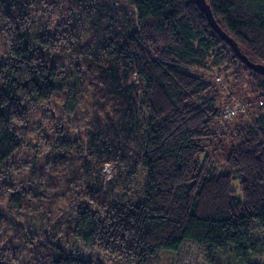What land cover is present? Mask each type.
<instances>
[{"label": "trees", "instance_id": "16d2710c", "mask_svg": "<svg viewBox=\"0 0 264 264\" xmlns=\"http://www.w3.org/2000/svg\"><path fill=\"white\" fill-rule=\"evenodd\" d=\"M206 2L242 53L264 66V0ZM0 41L1 177L36 134H67L58 125L73 118L88 126L64 144L74 150L73 176L61 181L74 185L72 212H57L54 232L32 234L37 218L19 226L0 207L4 251L27 264H146L186 241L204 249L207 264L227 253L254 264L264 254L253 236H264V76L196 0H0ZM77 60L92 66V88H83ZM106 164L116 169L110 181ZM137 167L140 199L125 188ZM1 185L8 196L10 185ZM78 243L104 261L80 257Z\"/></svg>", "mask_w": 264, "mask_h": 264}, {"label": "rangeland", "instance_id": "374dc122", "mask_svg": "<svg viewBox=\"0 0 264 264\" xmlns=\"http://www.w3.org/2000/svg\"><path fill=\"white\" fill-rule=\"evenodd\" d=\"M4 49V45L0 41V52H2ZM76 63L80 65L83 71L82 76L84 80L82 79V84L87 83V85L83 88H92L91 81L87 80L93 71L92 66L84 65V63L80 62L79 60H77V62L74 61V64ZM209 74L211 76L217 75L215 72H209ZM219 82L223 87V81L220 79ZM229 93V91L227 93L225 92L226 95ZM231 101H234V98H232ZM87 103V99L80 101L78 108L76 107L73 114L71 113L72 116L75 112L82 113L85 110ZM240 108L244 111L249 108V105H241ZM40 114L41 112L34 114L32 120L34 128L40 122ZM58 127L67 128L69 131L67 134L64 132L56 133L55 135H46L44 133L36 134L34 138L29 139V145L25 147V149L14 154L8 160V162L4 163L2 170L4 172H8L7 175L1 177L0 174V182L7 181V183L10 185L8 187V196L3 193V185H1L0 188V207L2 211L4 212L5 216L11 219L13 217L17 218L16 220L19 221L17 223L19 226L22 225L29 227L32 224V222H30L32 216H34L35 219L37 218L38 230H32V234L42 232L43 229L44 232L48 231V228H51V232H54V229H57L59 225L57 218L61 216L60 214L64 213L67 217V215L72 212V210L69 209L70 204L68 199L75 200L76 198L73 190L74 185L72 182H61L65 180L69 181L73 176L70 166L73 163L74 150L66 149L64 144L66 142L65 140L75 142V136L79 135V133L82 135L83 139L84 136L81 130H87L88 126L84 125L83 121L73 118L69 123H61L58 125ZM227 152L228 147L215 152L216 155L218 154V156L213 159L212 165L215 166L216 163L221 160L220 157L224 158ZM125 169V166H121L120 172L123 173ZM115 171L116 169H113L109 174H107V176H105V179L110 181L113 175L116 173ZM135 173V181H131L125 186V188L129 192L132 190L134 193L133 198H135L136 195V199H140L143 197L142 186L145 181V173L140 167L136 168ZM43 174L45 176L41 178V175ZM119 180L122 181L123 176H120ZM237 186L238 184L235 182L233 187L237 188ZM68 187L71 188L69 192L67 191ZM31 190H33L36 195L34 201L29 195ZM24 191H28L26 197H22V193ZM79 200H87V197H81ZM61 205V210H58L60 209ZM33 207L38 208V211L30 212V209ZM58 211H60V214H57ZM6 219L8 222L9 219ZM1 225L0 254H2L3 257L0 258V261L3 264H17L19 262H22V264H27V261L30 259H27L26 256L23 260V257H15L12 255V253L4 251V247L1 242L2 238L8 237V231L6 230V223ZM253 236L256 241L264 242V236L261 232L255 231ZM78 247L80 250V257L84 258L85 260L90 262L94 261L95 259H99L102 262L104 261V259L100 257L99 254L89 251V249L85 248L81 243H78ZM156 258L157 260H151L146 264H207L205 261L204 249L191 241H186L183 246L175 253H160L158 256H156ZM218 259L219 261L217 264H244V262L238 260L232 253L224 254ZM249 261L254 264H264V254L259 258H252L251 260H248V263H250Z\"/></svg>", "mask_w": 264, "mask_h": 264}, {"label": "water", "instance_id": "95a60500", "mask_svg": "<svg viewBox=\"0 0 264 264\" xmlns=\"http://www.w3.org/2000/svg\"><path fill=\"white\" fill-rule=\"evenodd\" d=\"M196 3L198 7L204 12L206 15L209 24L211 27L217 32V34L223 38L228 44L234 49L237 57L247 66V68L260 73L264 76V66L261 64H256L254 62H251L240 50L238 44L230 38L217 24V22L214 19V16L212 14V11L210 9V6L207 4L206 0H196Z\"/></svg>", "mask_w": 264, "mask_h": 264}, {"label": "built area", "instance_id": "2783aa9c", "mask_svg": "<svg viewBox=\"0 0 264 264\" xmlns=\"http://www.w3.org/2000/svg\"><path fill=\"white\" fill-rule=\"evenodd\" d=\"M229 114L231 115V112H227V113L225 114V116L228 117ZM232 114H234V112H232ZM112 170H113L112 165H110V164H106V165L104 166L103 173H104L105 176H107V174H109Z\"/></svg>", "mask_w": 264, "mask_h": 264}]
</instances>
